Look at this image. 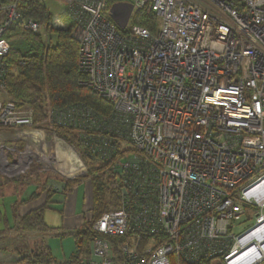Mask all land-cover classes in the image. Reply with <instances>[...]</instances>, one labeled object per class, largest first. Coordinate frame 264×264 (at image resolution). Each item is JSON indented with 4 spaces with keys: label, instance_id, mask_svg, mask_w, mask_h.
<instances>
[{
    "label": "built area",
    "instance_id": "obj_1",
    "mask_svg": "<svg viewBox=\"0 0 264 264\" xmlns=\"http://www.w3.org/2000/svg\"><path fill=\"white\" fill-rule=\"evenodd\" d=\"M19 1L0 3V128L66 180L88 176L87 157L107 164L121 196L94 222L84 264H243L264 226V0H121L133 7L125 29L110 17L118 0H65L57 20L71 18L80 84L113 108H45L49 127L75 131L79 147L10 98L8 35L42 29ZM145 11L156 33L131 24ZM19 155L0 136L5 172L18 173ZM253 209L255 224L237 234Z\"/></svg>",
    "mask_w": 264,
    "mask_h": 264
},
{
    "label": "trees",
    "instance_id": "obj_2",
    "mask_svg": "<svg viewBox=\"0 0 264 264\" xmlns=\"http://www.w3.org/2000/svg\"><path fill=\"white\" fill-rule=\"evenodd\" d=\"M46 1L47 0H21L18 3V9L22 12L25 20L39 19L37 21L41 22L47 18L46 13L49 17L51 15L47 9ZM7 2L8 0H0V3ZM132 24L147 28L152 33H156L157 30V18L146 11L136 13ZM14 29L17 28H13V30ZM53 34V39L56 41L55 43H51L48 47H43L41 37L30 36V42L33 45L31 50H27V52L23 54L17 50L10 54L9 58L12 59L11 61H16L18 63L22 60L25 63L18 68V73L16 75L9 74L6 78V85L9 90L10 98L14 101L21 100L27 92L31 91L35 94V101L39 102V104L36 105V111L40 116L42 113L44 114L45 108L60 109L76 104L87 105L100 114H111L112 106L104 98L80 84L83 75L78 68L79 44L77 41L72 38L69 31L57 30ZM37 45L38 49L36 50ZM48 130L50 133L56 132L60 137L78 147L77 144L79 139L75 131L59 127H48ZM86 161L90 164L96 162L95 159L89 157L86 158ZM105 167L108 169L107 164L100 163L97 170L101 172ZM91 172L93 173V170H91ZM102 175L105 176V179H111L112 182L116 180L112 173L109 174L104 172ZM87 179L91 181L93 187V218L91 221L86 222L80 229L70 233V235L74 236L77 247L76 253L70 259V264L85 263L87 259L84 260V257H88L91 241L96 236L93 230L90 232L91 226H93L94 222L104 213L109 212L111 207H117L118 198L121 202V196L116 187L114 186L115 190H111L113 188L109 187V185H105L107 182L104 183V178L102 176H92L88 172ZM84 180L85 179L82 178H77L73 181L67 180L66 183L62 184L64 192L72 190ZM43 185L42 190L36 186L37 190L33 193L31 199L38 198L42 192L47 191L45 189L48 187H46L44 183ZM54 193V189H49V191H47V203ZM105 194H110V197L107 198ZM108 200L109 203L107 202ZM45 210L46 207L43 206L40 209L33 210L27 215L20 216L18 222L19 230L23 232H48L52 230L44 223ZM2 220L3 217L0 213V223ZM34 245L35 247H33L30 252H17L18 256L21 257L19 263L52 264L53 258L49 249L45 246L44 239L38 238L34 241ZM40 248L42 250H40ZM80 256H82V260H79ZM262 263L263 262L259 264ZM63 264H66V262ZM172 264L191 263L175 259V262H172ZM193 264L225 263L223 258L216 257Z\"/></svg>",
    "mask_w": 264,
    "mask_h": 264
},
{
    "label": "rangeland",
    "instance_id": "obj_3",
    "mask_svg": "<svg viewBox=\"0 0 264 264\" xmlns=\"http://www.w3.org/2000/svg\"><path fill=\"white\" fill-rule=\"evenodd\" d=\"M121 0H118L119 2ZM47 9L49 13H51L50 17L46 13L47 18L44 19V21H41L39 23L42 24V29L38 34H30L26 33L20 29H14L9 35L8 40L13 48V51L16 52L17 50L21 52V54L26 53L27 50L32 49V43L30 42V36L31 37H41L42 38V45L43 47H48L51 43H55L56 40L53 39V33L57 30L60 31H69L71 33L72 28V21L71 18L63 15L57 20V17L59 16L61 10L64 9L66 2L65 0H47L46 2ZM133 14V12H132ZM157 18V17H156ZM34 20V19H33ZM39 20V19H37ZM36 20V21H37ZM133 22V19L131 20V24ZM160 26V21L157 18V28ZM50 41V42H49ZM38 45L36 46V50ZM35 50V51H36ZM12 59L9 58L8 60V67L11 70V75H16L18 73V63L16 61H11ZM21 107L31 109L35 111V124L36 126H44L49 127L48 123L46 122L45 113L41 114V116L37 113L36 105L39 104V102L35 101V94L31 91L27 92L26 95L21 99L16 101ZM91 108V107H90ZM113 110V108H112ZM111 110V111H112ZM45 111V110H44ZM8 131L6 129L0 128V136H3L5 138V142L8 143L10 147H16L19 149V157H16V162L19 166L18 173H7L4 171L3 167L0 166V200L3 201V204H5L6 209L8 210V223L12 226L14 224V221L12 219V208L9 205L11 203V200L14 196H11L12 194H17L20 192H25L28 187L34 186L43 189V183L46 184V187H48L45 190L49 189H62L63 183H66V179L63 178V176L57 172L54 171V169H49L46 165L47 163L44 161H40L36 157H32V155H25V149L27 148L26 142H20V141H14L13 139L9 138ZM49 143L51 150L53 149L54 142L53 137H49ZM76 144V143H75ZM79 147V142H78ZM125 147H128L129 144L125 143ZM51 157H55L56 153L50 151L49 152ZM121 156L125 154V151L119 153ZM29 157V158H28ZM28 162L29 163V172L28 170L22 166V164ZM22 163V164H21ZM100 165V162H93V164H90L87 162V168L88 172L92 176H102L104 178V183L107 182L105 185H109V187L114 189V185L111 179H105V176L102 175L104 172L108 171L107 167L104 168L101 172L98 171V166ZM93 170V173L91 172ZM85 180H88L87 177ZM104 185V186H105ZM45 187V188H46ZM62 187V188H61ZM108 197H110V194H105ZM109 203V200L107 201ZM111 203V201H110ZM117 207H111L109 211L117 210L120 207V200L118 198L117 201ZM258 210H251L248 211L246 216L242 218L241 221L237 223V234H242L246 231H248L256 222L255 216L258 214ZM54 220L56 221L57 218ZM15 229H8L4 230V226L2 225L0 227V264H20L19 260L21 259L20 256H18V250H21L22 252H30L34 245L35 239L39 237L44 236V232H39L40 235L33 234L35 232H29L26 231L25 233H21V231H14ZM90 232H92V226L90 228ZM62 238V237H61ZM34 239V240H31ZM120 243V242H118ZM40 250H42L40 248ZM175 262V259L173 260ZM264 264V260L262 261Z\"/></svg>",
    "mask_w": 264,
    "mask_h": 264
},
{
    "label": "crops",
    "instance_id": "obj_4",
    "mask_svg": "<svg viewBox=\"0 0 264 264\" xmlns=\"http://www.w3.org/2000/svg\"><path fill=\"white\" fill-rule=\"evenodd\" d=\"M36 188L31 186L25 192L11 195L14 196L9 204L12 208V219L14 221L12 226L19 232V217L45 206L44 223L52 230L44 232L42 239H44L45 246L51 253L52 264H63L65 262L70 264L71 257L77 251L75 238L70 233L80 229L93 218L94 198L92 183L90 180H84L67 192H64L62 187V189H55V193L50 197L48 203L47 191L42 192L38 198L31 199L33 193L37 190ZM0 213L3 217L0 227L3 225L4 230L13 229L8 223L9 213L2 200H0ZM54 217L55 219L57 218L56 221ZM21 233L25 232L21 231ZM33 234L40 235L39 232ZM90 257H92L91 245L89 247V255L84 257V260Z\"/></svg>",
    "mask_w": 264,
    "mask_h": 264
},
{
    "label": "water",
    "instance_id": "obj_5",
    "mask_svg": "<svg viewBox=\"0 0 264 264\" xmlns=\"http://www.w3.org/2000/svg\"><path fill=\"white\" fill-rule=\"evenodd\" d=\"M132 12V5L124 2H117L111 6L110 17L121 29H125L132 16Z\"/></svg>",
    "mask_w": 264,
    "mask_h": 264
},
{
    "label": "bare ground",
    "instance_id": "obj_6",
    "mask_svg": "<svg viewBox=\"0 0 264 264\" xmlns=\"http://www.w3.org/2000/svg\"><path fill=\"white\" fill-rule=\"evenodd\" d=\"M251 238L258 241V244L255 246L254 251L244 257L243 264H253L257 259L264 257V226Z\"/></svg>",
    "mask_w": 264,
    "mask_h": 264
}]
</instances>
